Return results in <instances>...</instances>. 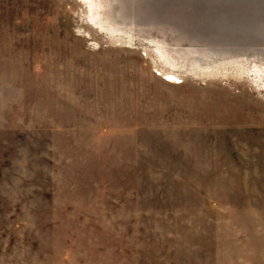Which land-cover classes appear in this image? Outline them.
Instances as JSON below:
<instances>
[{"label": "rangeland", "instance_id": "1", "mask_svg": "<svg viewBox=\"0 0 264 264\" xmlns=\"http://www.w3.org/2000/svg\"><path fill=\"white\" fill-rule=\"evenodd\" d=\"M221 261L264 264V0H0V264Z\"/></svg>", "mask_w": 264, "mask_h": 264}, {"label": "crops", "instance_id": "2", "mask_svg": "<svg viewBox=\"0 0 264 264\" xmlns=\"http://www.w3.org/2000/svg\"><path fill=\"white\" fill-rule=\"evenodd\" d=\"M248 262V264H250V261H247ZM247 262H245L244 264H247ZM218 264H232V263H229V262H220V263H218ZM253 264V263H252Z\"/></svg>", "mask_w": 264, "mask_h": 264}]
</instances>
